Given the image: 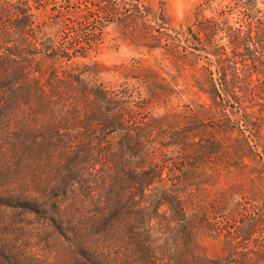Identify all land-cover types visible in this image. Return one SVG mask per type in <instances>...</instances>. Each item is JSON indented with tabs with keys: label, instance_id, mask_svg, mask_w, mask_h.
<instances>
[{
	"label": "trees",
	"instance_id": "obj_1",
	"mask_svg": "<svg viewBox=\"0 0 264 264\" xmlns=\"http://www.w3.org/2000/svg\"><path fill=\"white\" fill-rule=\"evenodd\" d=\"M106 3L104 10L125 5L136 16L149 15L144 0ZM32 10L31 0H0V145L7 141L11 148L1 163L13 165L14 189L0 195V205L42 216L81 253L91 254V264H264L232 259L249 256L237 250L235 233L190 210L204 183L222 174L214 162L218 154L202 146L190 116L168 114L139 123L133 89L109 87L100 79L108 69L102 62L80 63L91 60L102 42L101 28L90 31L94 9L53 15L40 27ZM167 37L173 39L171 33ZM175 38L197 43V50L217 60L221 85L215 71L210 73L215 101L247 96L254 74L264 72V0H201L192 23ZM190 64L194 79H202L195 60ZM161 85H149L148 103L169 96L168 85ZM193 113L199 114L197 108ZM37 159L42 174L34 171L33 179L43 175L44 190L32 197L26 166ZM90 198L91 238L80 228L82 220L77 223L82 209L77 204ZM226 204L224 199L204 211ZM256 209L245 218L237 204L226 223L241 214V234L248 237L264 223L263 203ZM221 234L229 254L210 256L201 240Z\"/></svg>",
	"mask_w": 264,
	"mask_h": 264
},
{
	"label": "rangeland",
	"instance_id": "obj_2",
	"mask_svg": "<svg viewBox=\"0 0 264 264\" xmlns=\"http://www.w3.org/2000/svg\"><path fill=\"white\" fill-rule=\"evenodd\" d=\"M114 1L31 0V5L38 27L53 15L74 14L86 7L94 9L90 31L94 34L96 26L101 28L102 42L98 51L91 53V60L81 58L80 63L102 62L108 69L100 79L109 87L133 89V103L141 112L137 115L139 123L146 118L168 114L190 116L189 122L200 130L202 146H207L209 153L218 154L214 162L222 170L216 181L204 183L203 193L195 197L190 210H196L201 220L216 222L222 231L235 233L237 250L247 252L249 256L232 259H264V223L256 226L248 237L241 234V214L226 223L229 210L237 204L241 211L238 213L245 214V218L254 214L257 205L260 207L263 203L264 206V72L254 74L252 90L247 96L243 94L230 99L220 96L215 101L210 73L215 71V81L221 85L217 60L206 50H197V43L188 46L175 38L176 31L192 23L201 0H144L145 12H149L144 18L136 16L131 7L132 12L127 16L130 9L125 5L118 6L117 10L102 8L106 2L113 4ZM168 33L173 39L167 37ZM192 59L202 75L198 81L194 79ZM244 63L245 60L238 58V64ZM150 84L168 85L169 96L148 103L145 98L150 94ZM200 86L206 87V91L200 92ZM145 104L148 105L143 109ZM194 108L198 115L193 113ZM10 152V144L3 141L0 145V195L6 194V190H14L13 165L1 163ZM26 170L29 194L39 197L45 180L41 175L36 181L33 174L36 170L42 174V164L38 159L30 160ZM190 188L196 189L195 186ZM53 193L49 197L51 203L56 200L52 198ZM224 199L227 204L217 212L204 211L212 203ZM77 206L82 207L77 223L82 220L80 228H87L85 235L89 234L91 238V198L82 200ZM201 243L210 256L229 254L230 244L224 234L203 237ZM0 264H91V254L81 253L78 246L47 225L42 216L0 205Z\"/></svg>",
	"mask_w": 264,
	"mask_h": 264
}]
</instances>
